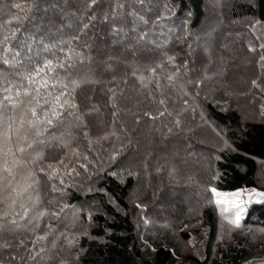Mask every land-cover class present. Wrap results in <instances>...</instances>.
Wrapping results in <instances>:
<instances>
[{
	"label": "trees",
	"instance_id": "16d2710c",
	"mask_svg": "<svg viewBox=\"0 0 264 264\" xmlns=\"http://www.w3.org/2000/svg\"><path fill=\"white\" fill-rule=\"evenodd\" d=\"M209 2L124 0V16L113 19V9L120 11L116 0H0V131L7 141L0 151V189L9 185L16 196L26 182L21 163H28L38 182L29 183L28 194L38 188L33 194H40L44 208L40 223L30 229L36 199L27 196L23 207L10 208L0 194V216L7 212L19 223L0 232V262L17 264L38 246L20 264L36 253L54 263L72 248L64 237L79 221L86 224L74 241L82 264L264 261V200L253 203L236 227L211 191L264 183V0H227L213 11ZM133 8L146 23L133 24L127 15ZM213 21L226 25L217 31L228 33L221 41L229 33L234 39L237 30L251 40L239 57L255 75L238 94L204 77L213 71L204 69L208 55L192 36L205 27V33L215 30ZM121 27L127 36L113 32ZM138 34L144 39L138 41ZM48 60L53 68L36 76L35 67ZM227 65L238 66L230 60ZM42 78L49 87L48 94L41 89V105L46 99L55 104L63 83L68 103L76 107L65 108L46 131L38 125L43 134L37 137L28 126L29 108L36 106ZM32 141L35 150L19 151ZM187 193L188 201L173 213L158 209ZM140 206L151 218L149 227ZM25 210L28 216L20 219Z\"/></svg>",
	"mask_w": 264,
	"mask_h": 264
},
{
	"label": "rangeland",
	"instance_id": "374dc122",
	"mask_svg": "<svg viewBox=\"0 0 264 264\" xmlns=\"http://www.w3.org/2000/svg\"><path fill=\"white\" fill-rule=\"evenodd\" d=\"M223 1H227V0H210L209 4L212 6V11L213 9H217V7H219ZM251 2V0H248ZM220 4V5H219ZM215 21H213L211 24H214ZM217 24V27L215 30L209 32V33H205L204 30H206L205 28L200 29L199 33H196L195 36L193 37V40H195L199 45H201L202 47V51L204 52V57H207V61H205L203 64L204 69L208 68L209 66V70H212L213 73H211V71H209L210 76H204L205 79H209L210 84L217 82V87H222L225 86V88L227 89L228 93H232L234 94H238L237 90L241 89L246 83H247V77H250V75H255L254 74V69L250 68V66L248 65L247 61L245 59H241L239 57L240 55V49L243 48L244 42L248 43L251 40L244 38L242 35H238L236 31V34L234 35V39L231 38V36L233 37V35H231L229 33L228 38L223 39L221 41V39L225 34H228L225 31H219L218 30L224 29L223 27L226 26L224 23L222 22H215ZM242 27L243 25L246 24V22H241ZM210 25L207 26V28ZM211 27V26H210ZM214 27V26H213ZM241 27V28H242ZM264 29V25L260 28V34ZM231 30V29H230ZM233 30H235V27L233 28ZM233 30H231L230 32H232ZM214 43L216 45H214ZM218 43H221L220 45H218ZM258 43V42H256ZM218 45V48H216ZM209 53H205V51L207 50ZM213 49V50H212ZM215 50V52H214ZM219 53H221L219 55ZM217 55V56H216ZM213 56V57H211ZM218 58H216V57ZM220 56V57H219ZM224 57L225 59L221 58ZM227 60V63L230 61H235L237 63V69H233V66L230 67L227 65V63H225V61ZM237 60V61H236ZM225 63V65H224ZM231 69V70H230ZM227 72H230V74H227ZM235 72V73H234ZM238 74H237V73ZM228 81L230 80V83H228L231 86H226V84L223 81ZM227 84V85H228ZM237 96V95H236ZM238 102V101H237ZM242 109L244 108V104H241ZM68 138V137H67ZM70 139V138H68ZM67 139V141H68ZM7 143V141L4 139L3 137V132L0 131V151H3L6 149L5 144ZM37 154L35 155L36 158L41 156L43 154V149H40L36 152ZM24 164L21 168H20V172L22 174L23 179L26 181L23 185V187L21 188L20 191H22V189L24 187H27V185L29 183H31V181H33V185H37V179L33 173V170L29 166L28 163H21ZM33 187V186H32ZM36 189L35 188L32 190V192L30 193L31 195V199H36L33 200L34 202H36L35 204H31V216H32V220H31V225H30V229L31 227H35L36 225H38L41 221L42 216H39V218L37 217L38 213H44V208H42V200H41V196L39 193L33 194ZM213 189V188H212ZM216 189V188H215ZM19 191V192H20ZM18 192V193H19ZM259 193H264V183H262L260 188H256V189H250V188H243V189H239V190H235V191H221L216 189V193H213V198H214V203L216 204V201L219 200L221 203L218 205L219 208L221 209L222 207H227L229 209H231L232 211L225 213L226 214V218L227 216L231 214V217L228 218V220H230V224L232 220L235 219V210H234V206H240L244 209V211L241 212V220H240V225L243 224L244 220L247 217V213L248 210L250 209V207L252 206L253 203H258V202H262L264 200V196H260L258 195ZM0 194L3 197V200L5 201V203L8 205L7 207H14L15 205H21V203L25 202L26 197L29 196L28 193H24L23 195H19L17 194L16 196L12 194V189L9 185H5V187L0 189ZM1 197V198H2ZM190 198V194L187 193L186 195L183 196H178V197H174L173 199H166L165 203H163V205H157L158 209L161 210L162 214H167V213H173V211L176 210L177 206L179 204H181L180 202L184 203L185 201H188V199ZM15 200V203L13 204L12 201ZM153 207L154 205H152V207L150 206V212L153 213ZM139 208H141V218L142 221H144V225L145 228L149 227V220L151 221V218H149L148 216H146L145 211L146 207L140 206ZM143 211V213H142ZM13 212V210H12ZM164 212V213H163ZM153 217V215H152ZM223 222H226L227 219H222ZM222 222V223H223ZM229 222V221H228ZM149 224V225H148ZM160 224V223H158ZM224 224V223H223ZM83 232H86V224L85 222L79 221V223L76 226V230L74 231H68L65 234V240L69 238V240H67V242L71 245L72 248H70L69 252L68 251H61L58 255L55 256V261L54 263L51 262L50 258L46 257V256H39V254L36 253L37 257H33L31 261L28 262V264H82L81 260H80V255L78 254L79 251H77L76 249V245H74V241L77 243L79 240V235L82 234ZM148 233H152L151 231H148ZM35 239H33L30 243H34ZM195 243H198L197 240L194 241ZM197 247V246H196ZM195 247V251H197ZM39 247H33V251H36ZM32 250H30V253L32 252ZM30 253L27 252V254H25V256H21V258H18V262L17 264H20L22 261H27V258L30 257ZM14 258V256H13ZM35 259V260H34ZM0 264H5L4 262H0ZM258 264H264L263 262H260Z\"/></svg>",
	"mask_w": 264,
	"mask_h": 264
},
{
	"label": "snow or ice",
	"instance_id": "6c2138e0",
	"mask_svg": "<svg viewBox=\"0 0 264 264\" xmlns=\"http://www.w3.org/2000/svg\"><path fill=\"white\" fill-rule=\"evenodd\" d=\"M93 3L96 2V0H92ZM147 0H129L130 5H144L146 4ZM116 4L117 7L120 9V11H117L116 9H113V13H112V17L113 19H117L120 17L124 16V0H116ZM127 15L131 16L133 19V24H137V23H146V21L143 20V16L140 15V13L138 11H136L134 8L130 9L127 13ZM105 19H107V17H105ZM85 27H87V25H85ZM113 32L116 34H120V35H124L127 36V33L124 31L123 27L116 29L113 28ZM144 36L142 34H138L137 36V40H143ZM5 40H7V37H5ZM42 42V41H41ZM45 48H47V45H44ZM264 47V46H262ZM29 51H31V48L29 47ZM16 55H19V52L16 53ZM77 56L80 55V53L76 54ZM261 60L264 61V57H261ZM5 64H8L7 60H4ZM59 68L64 69L65 68V64L64 63H59L57 65ZM70 67V66H69ZM53 68V64L51 60L46 61L43 66H36L34 71L36 76H40V74L44 71V69H49L51 70ZM153 71H155V69H153ZM169 79H171V77H169ZM39 86L35 88V92H36V96L33 97V99H36V106L35 107H31L29 108V111L31 113V117L33 119L28 121V126L30 128H35L36 129V136L39 137L41 136L43 133L42 131L37 127L38 125H45L44 131L47 130L48 126H51L54 122V120H60L61 116H62V112L65 108L68 109H72L75 108L76 105L75 104H69L68 103V99L70 97V93L63 91V89L67 88V85L61 83L60 84V88L62 89L56 96H55V104H53L51 101L49 100H45L44 101V105L48 106V109H50L51 115L49 114V110H46L44 105H41L39 103V99L38 97L41 95V89L45 90V94L47 93V89L49 87V82L47 80V78H42L39 82ZM73 86H76L77 81L73 80L72 82ZM256 82L253 81V84H255ZM53 87H55V85H53ZM25 95H29V93H25ZM64 98V102L61 103V99ZM161 103H163V101H161ZM39 108V113L37 111V109ZM71 114V113H69ZM161 115H163V113H161ZM20 124L21 126L24 124V120L21 119L20 120ZM177 124H179V121H177ZM9 130H11V127H9ZM6 138L10 139V137H7L6 134ZM35 143V141L32 142H28L25 147H21L19 148V151L21 153L25 152L27 149H32L35 150L33 148V144ZM40 143H43V141L41 140ZM18 163V162H17ZM32 188V184H28L27 187H24L22 189V191H20L18 194L19 195H23L24 193H28L29 189ZM211 191L213 193H216V189L213 188L211 189ZM258 195L260 196H264V193H259ZM29 199H31V195L29 194L28 196ZM12 203H15V200L12 201ZM221 202L219 200L216 201V204L219 205ZM23 207V205H21ZM234 210H235V219L231 221V223H233L236 227H240V220H241V212L244 211V209L240 206H234ZM221 213H228L230 211H232L231 209L227 208V207H222L220 209ZM44 215V213H38L36 218H39V216ZM28 216V211L25 210L23 212L22 215H20V219H23L24 217ZM32 218H29V222H31ZM19 227V223L18 220L15 217H9V214L7 212L3 213L2 216H0V232L3 231H8L14 228ZM39 239H43V237H40ZM42 251V249H41Z\"/></svg>",
	"mask_w": 264,
	"mask_h": 264
}]
</instances>
